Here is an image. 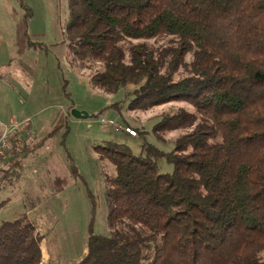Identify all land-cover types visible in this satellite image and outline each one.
<instances>
[{
    "label": "trees",
    "instance_id": "obj_1",
    "mask_svg": "<svg viewBox=\"0 0 264 264\" xmlns=\"http://www.w3.org/2000/svg\"><path fill=\"white\" fill-rule=\"evenodd\" d=\"M66 32L75 62L103 64L94 85L134 89L129 110L194 109L154 126L159 140L189 130L171 152L148 143L140 155L119 142L95 147L116 167L107 202L117 229L91 231L78 264H264V0H69ZM129 40L138 43L126 49ZM125 102L110 107L121 112ZM20 140L11 155L30 151ZM161 159L172 173H159ZM19 170L15 159L3 179ZM43 240L26 215L1 223L0 264H43Z\"/></svg>",
    "mask_w": 264,
    "mask_h": 264
},
{
    "label": "rangeland",
    "instance_id": "obj_2",
    "mask_svg": "<svg viewBox=\"0 0 264 264\" xmlns=\"http://www.w3.org/2000/svg\"><path fill=\"white\" fill-rule=\"evenodd\" d=\"M68 24L69 0H0V121L14 119L21 125L9 148L17 136L26 138L19 144L30 148L17 156L8 149L0 159V201L8 202L0 209V224L25 215L35 222L44 236L43 264H78L87 253L91 231L111 236L117 229L109 222L107 202V178L116 174V167L101 159L95 147L119 142L140 155L148 143L171 152L177 138L189 130L171 131L159 140L154 126L180 108L194 112L176 102L147 111L129 110L132 87L111 94L90 79L103 64L73 60L67 47ZM148 42L158 46L167 40ZM133 43L138 42L123 45L128 49ZM124 99L121 112L110 107ZM71 107L90 118L69 116ZM99 113L107 121L137 128L138 135L104 128ZM54 130L58 132L48 137ZM15 159L22 161L23 172L3 179L2 169L10 168ZM173 170L165 159L158 161L159 173ZM261 257L263 261L264 252Z\"/></svg>",
    "mask_w": 264,
    "mask_h": 264
},
{
    "label": "built area",
    "instance_id": "obj_3",
    "mask_svg": "<svg viewBox=\"0 0 264 264\" xmlns=\"http://www.w3.org/2000/svg\"><path fill=\"white\" fill-rule=\"evenodd\" d=\"M98 116L100 117V123L104 128L113 127L115 128L116 131L124 130L126 133H128L133 137L137 136V132L134 128L130 126H122L117 122H115L114 120L107 121L104 116H101V114H98ZM20 129H21V125L16 123H12L10 126H4L3 128L0 129V159H2L5 156V154L9 149V142L12 137V134Z\"/></svg>",
    "mask_w": 264,
    "mask_h": 264
},
{
    "label": "water",
    "instance_id": "obj_4",
    "mask_svg": "<svg viewBox=\"0 0 264 264\" xmlns=\"http://www.w3.org/2000/svg\"><path fill=\"white\" fill-rule=\"evenodd\" d=\"M71 115L76 119L86 120L90 118L89 114L87 112L78 111L76 109H72Z\"/></svg>",
    "mask_w": 264,
    "mask_h": 264
},
{
    "label": "crops",
    "instance_id": "obj_5",
    "mask_svg": "<svg viewBox=\"0 0 264 264\" xmlns=\"http://www.w3.org/2000/svg\"><path fill=\"white\" fill-rule=\"evenodd\" d=\"M26 122L30 123L29 121H26ZM12 123L20 124V123H17L16 120H14V119H10L9 122H4V123L2 121H0V129L3 128L4 126H10ZM29 126H31V125L29 124ZM29 129H31V127H29ZM19 131H21V130H18L17 132H19ZM20 142H26V138L24 139V137H21Z\"/></svg>",
    "mask_w": 264,
    "mask_h": 264
}]
</instances>
